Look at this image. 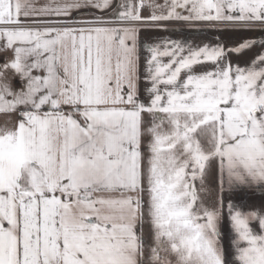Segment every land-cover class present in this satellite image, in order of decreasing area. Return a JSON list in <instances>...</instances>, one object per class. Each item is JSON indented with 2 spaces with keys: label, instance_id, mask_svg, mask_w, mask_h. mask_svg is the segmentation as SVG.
Segmentation results:
<instances>
[{
  "label": "snow or ice",
  "instance_id": "snow-or-ice-1",
  "mask_svg": "<svg viewBox=\"0 0 264 264\" xmlns=\"http://www.w3.org/2000/svg\"><path fill=\"white\" fill-rule=\"evenodd\" d=\"M0 264H264V0H0Z\"/></svg>",
  "mask_w": 264,
  "mask_h": 264
}]
</instances>
